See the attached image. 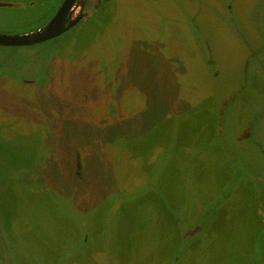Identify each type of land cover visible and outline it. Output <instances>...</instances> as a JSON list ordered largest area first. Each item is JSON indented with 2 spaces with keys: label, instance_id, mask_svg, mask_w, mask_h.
Segmentation results:
<instances>
[{
  "label": "rangeland",
  "instance_id": "obj_1",
  "mask_svg": "<svg viewBox=\"0 0 264 264\" xmlns=\"http://www.w3.org/2000/svg\"><path fill=\"white\" fill-rule=\"evenodd\" d=\"M39 50L0 48V264H264V0H104Z\"/></svg>",
  "mask_w": 264,
  "mask_h": 264
},
{
  "label": "water",
  "instance_id": "obj_2",
  "mask_svg": "<svg viewBox=\"0 0 264 264\" xmlns=\"http://www.w3.org/2000/svg\"><path fill=\"white\" fill-rule=\"evenodd\" d=\"M85 1L86 0H64L55 16L42 28L27 34H0V46H28L63 35L78 24L82 17ZM0 6L4 5L1 4ZM72 6L74 7L72 8Z\"/></svg>",
  "mask_w": 264,
  "mask_h": 264
},
{
  "label": "flooded vegetation",
  "instance_id": "obj_3",
  "mask_svg": "<svg viewBox=\"0 0 264 264\" xmlns=\"http://www.w3.org/2000/svg\"><path fill=\"white\" fill-rule=\"evenodd\" d=\"M41 1L36 2L33 0H14V1H12V0H0V5L1 4L4 5V6H0V8L7 7V8L22 9L24 11H21V12H26L28 14H31V12L33 13L34 10H36L38 7H40L41 3L45 4V2H46L43 0H41ZM103 1L104 0H86L84 3V6H83V10H82V17L79 20L77 25L84 23L85 21H87L88 18H92L99 11L101 3ZM63 2H64V0H56V2H55L56 4L54 5V7H55L54 11L52 12V14L48 18L45 19L44 23H42L40 26H37L35 28L27 29L26 32L20 33V34H27V33L33 32L35 30H38L39 28H42L44 25H46L55 16L56 12L58 11V9L60 8V6L62 5ZM73 7L74 6H72V8ZM76 26H74V27H76ZM72 29H70L69 31H71ZM69 31H67L63 35H60V36L53 38L51 40L32 44V45H28V46H0V48L18 49V48L40 47V50L37 53L40 55H44V54H48V52L52 48L57 46V42H60L67 35V33H69ZM20 34H18V35H20ZM2 35H5V34H2ZM55 55H56V52H55ZM48 58H50V57H48ZM1 63H2V61H0V64ZM45 66H46V63L41 64V67H45ZM17 68H20V67L18 66ZM25 82L31 83V81H25ZM77 167H79V166H77ZM77 174H78V172H77ZM84 239H85V236H83V239H82L83 245H84Z\"/></svg>",
  "mask_w": 264,
  "mask_h": 264
},
{
  "label": "trees",
  "instance_id": "obj_4",
  "mask_svg": "<svg viewBox=\"0 0 264 264\" xmlns=\"http://www.w3.org/2000/svg\"><path fill=\"white\" fill-rule=\"evenodd\" d=\"M83 245V244H82Z\"/></svg>",
  "mask_w": 264,
  "mask_h": 264
}]
</instances>
